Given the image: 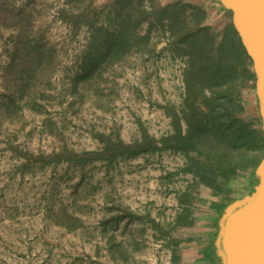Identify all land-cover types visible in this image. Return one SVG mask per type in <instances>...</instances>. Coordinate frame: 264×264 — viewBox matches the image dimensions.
<instances>
[{
  "label": "rangeland",
  "instance_id": "374dc122",
  "mask_svg": "<svg viewBox=\"0 0 264 264\" xmlns=\"http://www.w3.org/2000/svg\"><path fill=\"white\" fill-rule=\"evenodd\" d=\"M146 1L158 12L174 0ZM75 5L73 0H0V264H179L182 232L176 217L180 193L194 183L188 169L192 154L140 152L110 164L35 158L102 148L100 134L128 142L144 133L170 135L172 111L184 108L187 56L175 52L170 32L156 25L154 51L133 52L108 65L99 78L86 79L90 31L85 26L74 34L58 14ZM210 23L222 30L233 23L232 12ZM148 28L145 21L143 30ZM39 39L57 45L59 61L54 70L37 72L21 92L25 69L33 67L24 41ZM240 102L262 124L256 87L244 86ZM244 174L255 180L252 168ZM124 209L136 216L119 220ZM200 210L194 201L192 213Z\"/></svg>",
  "mask_w": 264,
  "mask_h": 264
},
{
  "label": "trees",
  "instance_id": "16d2710c",
  "mask_svg": "<svg viewBox=\"0 0 264 264\" xmlns=\"http://www.w3.org/2000/svg\"><path fill=\"white\" fill-rule=\"evenodd\" d=\"M73 1L77 5L62 7L58 14L70 23L74 34L85 26L90 31L86 57L91 58L85 66L88 70L86 79L99 78L108 65L125 61L133 52L154 51L151 29L156 25L163 33L170 32V47L187 56L184 108L182 113L172 111L175 130L170 135L157 138L144 133L141 139L128 142L100 134L104 141L102 148L62 150L39 154L35 158L44 163L86 164L105 160L110 164L140 152L179 149L192 154V167L188 169L193 171L194 183L179 195L182 210L176 217V226L181 227L193 222L195 190L202 185L228 193L230 181L243 177L252 168L255 176L252 192L259 182L256 168L264 155V133L261 121L250 118L244 102H240L244 86L256 87V76L253 62L233 23L219 30L208 22V11L204 6L184 4L183 0L164 4L158 12L149 8L146 0ZM170 6L174 7L172 11ZM188 9L191 10V24L187 21ZM151 15L156 16L155 20L150 19ZM145 21L149 28L143 30ZM23 46L27 55L32 54L33 67L25 69L21 92L30 86L31 78L37 72L43 74L51 66L54 70L61 52L57 45L43 39L35 43L25 40ZM127 216L136 215L124 209L119 220ZM156 226L160 227L159 223ZM169 232L167 230L166 234ZM119 248L127 258L128 246L122 243Z\"/></svg>",
  "mask_w": 264,
  "mask_h": 264
},
{
  "label": "water",
  "instance_id": "95a60500",
  "mask_svg": "<svg viewBox=\"0 0 264 264\" xmlns=\"http://www.w3.org/2000/svg\"><path fill=\"white\" fill-rule=\"evenodd\" d=\"M253 62L264 133V0H218ZM254 190L224 210L215 247L223 264H264V155L256 168Z\"/></svg>",
  "mask_w": 264,
  "mask_h": 264
},
{
  "label": "crops",
  "instance_id": "0c3cea01",
  "mask_svg": "<svg viewBox=\"0 0 264 264\" xmlns=\"http://www.w3.org/2000/svg\"><path fill=\"white\" fill-rule=\"evenodd\" d=\"M208 9V22L217 16L225 15L227 9L214 0H193ZM228 25V24H227ZM244 177L233 179L228 184V193L218 192L205 185L200 186L195 198L200 211L192 213L193 222L180 228L178 239L179 264H223L215 247V240L220 227V219L225 208L234 200L251 193L254 179Z\"/></svg>",
  "mask_w": 264,
  "mask_h": 264
}]
</instances>
